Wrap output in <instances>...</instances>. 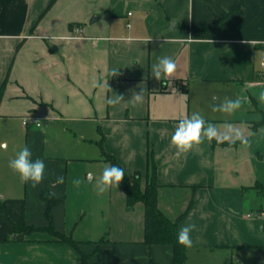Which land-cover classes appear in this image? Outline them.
<instances>
[{
	"label": "crops",
	"instance_id": "crops-1",
	"mask_svg": "<svg viewBox=\"0 0 264 264\" xmlns=\"http://www.w3.org/2000/svg\"><path fill=\"white\" fill-rule=\"evenodd\" d=\"M252 39H264V0H0V264H80L82 253L87 264H174L172 245L145 243L143 202L128 209L122 183L95 190L104 152L145 188L150 149L158 206L178 229L196 224L185 264H264V45ZM162 57L176 71L157 80ZM115 94L124 101L108 105ZM237 97L234 115L212 111ZM193 112L242 128L250 146L205 140L176 158L171 136ZM24 146L46 165L36 187L8 166ZM44 190L59 199L54 228L79 249L42 230Z\"/></svg>",
	"mask_w": 264,
	"mask_h": 264
},
{
	"label": "clouds",
	"instance_id": "clouds-1",
	"mask_svg": "<svg viewBox=\"0 0 264 264\" xmlns=\"http://www.w3.org/2000/svg\"><path fill=\"white\" fill-rule=\"evenodd\" d=\"M78 31V30H77ZM190 38V37H189ZM93 43H98L104 37L91 38ZM212 43V41H210ZM246 44L251 45H264V39H252L250 41H244ZM176 71V62L171 57H162L159 62L152 67V72L155 79L161 80L168 79L173 76ZM118 75V70L113 69L111 76ZM94 87L105 88L108 87L107 81L104 83L93 84ZM256 95L258 103L264 105V89L260 90ZM132 99L139 103L143 100V92L134 93ZM246 97H237L235 99H227L222 103H217L212 106L213 112L223 113L226 116L234 115L241 107ZM124 101L123 95H114L112 98H108L106 103L110 106H115ZM27 123V121L25 122ZM36 126L40 127V121H36ZM207 140L211 142L215 140L217 143H229L234 145L237 142L244 147H249L250 142L242 128L234 126L232 123L225 122L222 126L207 122L203 115L198 112H193L190 117L186 116L178 122L175 130L171 136V145L176 149V158L186 155L193 149L199 150V146ZM33 152L28 146L22 147V149L16 154L15 158L9 161V168L16 174H18L21 183H31L33 187H36L44 180L45 176V163L42 159H33ZM88 178L94 180L93 173L89 172ZM124 171L122 168L116 165H105L100 175V178L95 182V190L98 195H103L112 187H118V185L124 179ZM82 180L80 178H74L72 184L75 188L79 189ZM64 183V177L62 175L56 176L55 181L51 184L52 188H55L59 184ZM50 196H55L54 192L49 193ZM196 229V224L190 223L177 230V243L184 246L186 249H190L193 246L191 238V232Z\"/></svg>",
	"mask_w": 264,
	"mask_h": 264
},
{
	"label": "trees",
	"instance_id": "trees-1",
	"mask_svg": "<svg viewBox=\"0 0 264 264\" xmlns=\"http://www.w3.org/2000/svg\"><path fill=\"white\" fill-rule=\"evenodd\" d=\"M2 90L3 87L0 90V96ZM263 123L264 118L259 124ZM103 156L111 165H116L124 171L125 176L121 183L126 194L128 209H133L137 202H143L145 205V243L149 245H172L174 250V264H185L187 257L186 248L177 243L178 222L171 220L158 206V183L156 180V163L153 150H149V168L145 188H142L139 172L135 173L136 177L131 178L114 155L104 152ZM49 193L48 190L42 192V198L47 202L46 217L50 221V225L42 230L50 232L56 241L70 244L79 249V242L76 239L70 235L60 233L54 228L52 211L54 206L58 204L59 199L50 196ZM16 230L29 233L41 229L35 226L23 225L16 226ZM89 257L90 255L82 253L80 264H87ZM153 264L157 263L153 261Z\"/></svg>",
	"mask_w": 264,
	"mask_h": 264
},
{
	"label": "rangeland",
	"instance_id": "rangeland-1",
	"mask_svg": "<svg viewBox=\"0 0 264 264\" xmlns=\"http://www.w3.org/2000/svg\"><path fill=\"white\" fill-rule=\"evenodd\" d=\"M251 114H252V115H251ZM251 114H250V115H247V113H244V112H243L242 116H243V118H245V117H247V116H248V118H250V116H251V117H254V116H255V113H251ZM258 115L261 116V113L259 112ZM257 118H259V117H257ZM129 177H131V178H132V177H136V175H135V174H134V175H130ZM84 178H85L86 180L89 179V178H87V177H84Z\"/></svg>",
	"mask_w": 264,
	"mask_h": 264
},
{
	"label": "built area",
	"instance_id": "built-area-1",
	"mask_svg": "<svg viewBox=\"0 0 264 264\" xmlns=\"http://www.w3.org/2000/svg\"><path fill=\"white\" fill-rule=\"evenodd\" d=\"M79 31H81V29H78ZM27 121V123H25ZM29 123V118H25L24 119V124L27 125Z\"/></svg>",
	"mask_w": 264,
	"mask_h": 264
}]
</instances>
